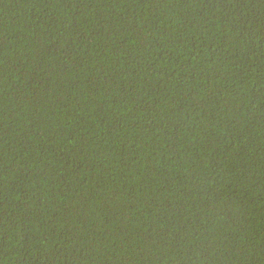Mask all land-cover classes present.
Returning <instances> with one entry per match:
<instances>
[{"label": "trees", "instance_id": "1", "mask_svg": "<svg viewBox=\"0 0 264 264\" xmlns=\"http://www.w3.org/2000/svg\"><path fill=\"white\" fill-rule=\"evenodd\" d=\"M0 264H264V0H0Z\"/></svg>", "mask_w": 264, "mask_h": 264}]
</instances>
